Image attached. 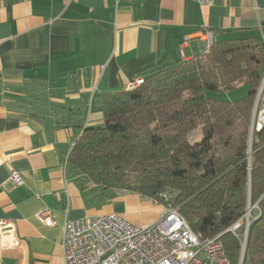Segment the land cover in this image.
Here are the masks:
<instances>
[{
	"label": "crops",
	"instance_id": "0c3cea01",
	"mask_svg": "<svg viewBox=\"0 0 264 264\" xmlns=\"http://www.w3.org/2000/svg\"><path fill=\"white\" fill-rule=\"evenodd\" d=\"M205 30L213 42L257 37L264 48V0H0V264H62L70 220L157 221L160 204L71 174L67 156L102 123L104 92L179 61L186 36L184 60L195 59ZM11 170L24 184L9 181Z\"/></svg>",
	"mask_w": 264,
	"mask_h": 264
},
{
	"label": "trees",
	"instance_id": "16d2710c",
	"mask_svg": "<svg viewBox=\"0 0 264 264\" xmlns=\"http://www.w3.org/2000/svg\"><path fill=\"white\" fill-rule=\"evenodd\" d=\"M263 71L261 40L231 38L150 71L134 88L104 92L102 123L82 130L69 172L178 208L194 232L220 235L230 264H239L241 242L228 228L256 206L242 264H264V129L250 130ZM240 84L248 92L239 100L218 98Z\"/></svg>",
	"mask_w": 264,
	"mask_h": 264
},
{
	"label": "built area",
	"instance_id": "2783aa9c",
	"mask_svg": "<svg viewBox=\"0 0 264 264\" xmlns=\"http://www.w3.org/2000/svg\"><path fill=\"white\" fill-rule=\"evenodd\" d=\"M200 5H210L213 0H193ZM205 52L213 44L210 30L203 33ZM179 56L184 60L181 46ZM135 79L124 89L140 84ZM250 127L264 129V71L256 89L251 110ZM9 181L24 184L21 174L11 170ZM59 199V195L55 194ZM161 197L167 201L166 193ZM37 218L47 225L53 220L48 210H41ZM239 226L238 223L236 227ZM6 222L0 220V230ZM235 226L228 228L233 232ZM62 264H230L220 235L203 237L194 232L178 208L162 205L157 221L151 225H134L114 213L101 214L67 221L62 228ZM240 264V262H239Z\"/></svg>",
	"mask_w": 264,
	"mask_h": 264
},
{
	"label": "rangeland",
	"instance_id": "374dc122",
	"mask_svg": "<svg viewBox=\"0 0 264 264\" xmlns=\"http://www.w3.org/2000/svg\"><path fill=\"white\" fill-rule=\"evenodd\" d=\"M137 85H139V84H137ZM247 92H248V86L245 85V84H240L235 89H233L231 91L222 92V93L218 94V98L222 99V100L236 101V100H239L240 98H242L243 96H245ZM250 130L252 132L254 129H251V127H250ZM197 135H198L197 133L196 134L195 133L191 134L190 135V140L193 141L194 139L199 138V136H197ZM112 191H114V190H112ZM115 191L120 192L118 190H115ZM256 213H257L256 206H252V208L250 210V213L248 215H247V212H246L245 215L241 219H239L236 223H234L231 226V227H233V226L236 227L237 223L239 225L236 228H233L234 230H233V232L231 231V233L235 234L240 239V242H241V254H242L243 247H246V242H247V239H246L247 223H249L251 221V219H253L256 216ZM241 254H240L239 262L241 261Z\"/></svg>",
	"mask_w": 264,
	"mask_h": 264
},
{
	"label": "water",
	"instance_id": "95a60500",
	"mask_svg": "<svg viewBox=\"0 0 264 264\" xmlns=\"http://www.w3.org/2000/svg\"><path fill=\"white\" fill-rule=\"evenodd\" d=\"M250 155H251V152L249 153V157H250ZM251 208H252V206H250V204H248L247 211H246V212H247V215L250 213ZM249 225H250V222L247 223L246 239H247V234H248ZM244 251H245V247H243V250H242L240 264H242V261H243Z\"/></svg>",
	"mask_w": 264,
	"mask_h": 264
}]
</instances>
